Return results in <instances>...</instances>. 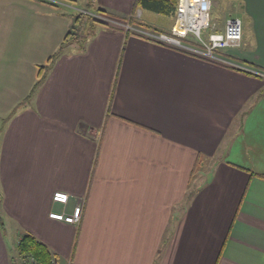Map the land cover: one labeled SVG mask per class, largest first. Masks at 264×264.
<instances>
[{
  "label": "crops",
  "instance_id": "obj_1",
  "mask_svg": "<svg viewBox=\"0 0 264 264\" xmlns=\"http://www.w3.org/2000/svg\"><path fill=\"white\" fill-rule=\"evenodd\" d=\"M211 1L243 20L227 54L264 72V0ZM70 4L108 23L0 0V264L27 233L56 264H264V77L123 27L171 33L175 15Z\"/></svg>",
  "mask_w": 264,
  "mask_h": 264
},
{
  "label": "built area",
  "instance_id": "obj_2",
  "mask_svg": "<svg viewBox=\"0 0 264 264\" xmlns=\"http://www.w3.org/2000/svg\"><path fill=\"white\" fill-rule=\"evenodd\" d=\"M46 1L59 6L66 5V8H76L67 0ZM211 10V0H178L171 33L151 31L140 26H132L130 23H125V25L126 29L134 30L151 39L177 45L195 55L227 66L253 72L254 69L236 61L227 54L228 50L240 48L243 45L244 24L242 18L239 16H228L224 22L223 29H215L211 23ZM75 11L81 13L83 9L77 7ZM83 14L106 20L104 16L89 11H85ZM68 198V194L61 192L55 194L53 199L54 201L66 203ZM50 217L64 222L77 223L82 217V206H76L70 213L52 212ZM27 263L38 264L34 257H30ZM53 264H56L55 258L53 259Z\"/></svg>",
  "mask_w": 264,
  "mask_h": 264
},
{
  "label": "trees",
  "instance_id": "obj_3",
  "mask_svg": "<svg viewBox=\"0 0 264 264\" xmlns=\"http://www.w3.org/2000/svg\"><path fill=\"white\" fill-rule=\"evenodd\" d=\"M67 1L72 2L74 0H67ZM94 1L95 0H88V4L93 5ZM177 3L178 0H135V9L149 10L163 15L171 16L176 14ZM99 10L105 11L103 9H99ZM83 16H85V14L83 13H77L75 15L76 20L78 21L79 18ZM89 17L93 21L102 22L97 18H95L94 16L90 15ZM129 22L131 24H138L143 26L147 25L136 17H130ZM102 23H108V22L103 21ZM75 34H76L75 32L69 31L66 37L64 38V40L62 41L59 50L53 53L48 58L45 64L39 66V72L37 76L38 78L34 85L33 92L46 79V76L49 70L51 69L55 59L63 52L66 45L69 44L70 41L72 40V38H69L70 35H75ZM250 73L254 74L253 72ZM0 221L2 222V220ZM30 257H34L38 264H53V259H54V255L52 251L45 242L39 240L35 235L31 233H27L23 235L19 240L16 246L15 254H13L12 256V263L29 264L27 262L29 261Z\"/></svg>",
  "mask_w": 264,
  "mask_h": 264
},
{
  "label": "rangeland",
  "instance_id": "obj_4",
  "mask_svg": "<svg viewBox=\"0 0 264 264\" xmlns=\"http://www.w3.org/2000/svg\"><path fill=\"white\" fill-rule=\"evenodd\" d=\"M62 7H65L66 8L67 6L64 5ZM75 7L76 8H74V9L76 10L77 9V6H75ZM87 7H89L90 9H93V10L96 9L93 5H89V4L87 5ZM80 9H82V8H80ZM71 10L72 9H69L70 14L73 13V12H74L73 14H75V15L77 14V11L72 10L73 12H71ZM85 11H88V10L83 9V11L82 12L80 11V12L81 13H84ZM143 14H144V16H143L144 18L147 16L146 14H152V16H156V18H161L162 20H169L170 19L169 16H165V15L161 16V15H158L157 13H153V12H148V13L145 12ZM227 14H228V10L223 5H216V6L213 5L212 10L210 12L212 27H214L215 29H220L221 30L222 27H223V24H224V22L226 20L225 17L227 16ZM96 18L98 20L102 21V22L105 20V19L103 20V19L98 18V17H96ZM82 19L85 20V23L86 22H92L93 21L87 15L83 16ZM105 22H108V21H105ZM123 25H124L123 27L127 28L126 25H125V23ZM70 31H73V30L71 29ZM248 67H250V66H248ZM250 68L251 69H254V71H253L254 73H259L260 75H262L264 77V72L263 71L258 70L256 68H252V67H250Z\"/></svg>",
  "mask_w": 264,
  "mask_h": 264
},
{
  "label": "water",
  "instance_id": "obj_5",
  "mask_svg": "<svg viewBox=\"0 0 264 264\" xmlns=\"http://www.w3.org/2000/svg\"><path fill=\"white\" fill-rule=\"evenodd\" d=\"M0 220H2V216H1V213H0Z\"/></svg>",
  "mask_w": 264,
  "mask_h": 264
}]
</instances>
